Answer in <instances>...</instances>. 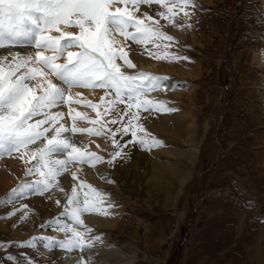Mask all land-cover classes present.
<instances>
[{
  "label": "rangeland",
  "instance_id": "1",
  "mask_svg": "<svg viewBox=\"0 0 264 264\" xmlns=\"http://www.w3.org/2000/svg\"><path fill=\"white\" fill-rule=\"evenodd\" d=\"M195 4L189 9L190 28H163L179 42L167 51L187 59L169 63L152 58L161 68L167 67L165 71L125 69L169 78L163 82L165 90L151 97L177 111L142 113L140 123L163 145L181 151L177 171L163 170L154 176L157 147L145 150L147 145H134L130 135L120 134L117 141L127 147L112 166L107 161L116 149L107 138H101L105 140L101 152H89L103 157L105 171L97 164L95 168L80 164L96 172V183L83 180L73 164L68 166L67 177L75 172L78 184L91 185L114 205L106 216L110 226L99 227L86 220L92 214L84 216L91 235L101 237L81 254L91 257L90 264H122L129 258L131 264H264V0H195ZM141 8L152 14L147 6ZM176 23L182 21L178 18ZM148 49L157 50L151 43ZM158 50L164 51L163 45ZM102 91L100 98H113ZM105 106L98 107L99 112ZM124 107L117 105L118 110ZM163 115H167L164 126L158 127ZM95 117L101 122L112 118ZM30 166L21 153L0 158V245H4L0 264H25L26 258L30 264H67L65 251L49 250L42 240L32 248L16 246L34 237L64 240V232L55 230L56 222L70 223L62 216L70 195L64 183L56 186L61 196L53 187L43 194L10 195L22 182L40 179L25 175ZM80 191L82 199L88 189ZM25 205L27 211H18Z\"/></svg>",
  "mask_w": 264,
  "mask_h": 264
},
{
  "label": "snow or ice",
  "instance_id": "2",
  "mask_svg": "<svg viewBox=\"0 0 264 264\" xmlns=\"http://www.w3.org/2000/svg\"><path fill=\"white\" fill-rule=\"evenodd\" d=\"M153 5L158 7L153 8ZM141 6H147L152 14L142 11ZM196 7L195 0H0V49L9 50L0 54V158L21 153L24 163L31 164L25 175L40 177L32 183L22 182L13 189L12 197L49 191L58 185V177L69 171V164L94 167L104 163L103 157L76 146L72 137L77 134L111 139L116 150L107 161L110 166L125 155L123 149L127 147V143L119 144L117 134L121 138L130 135L129 142L147 145L145 150L148 151L163 146V142L152 137L140 121L142 113L177 111L151 97L153 92L165 90L163 82L169 78L122 70L136 69L137 65L130 59L131 46L125 50L117 37L144 46L140 55L147 54L169 63L187 59L167 51L179 42L163 28L166 25L190 28L187 21L192 12L189 9ZM138 12L141 15L138 16ZM157 16L160 19H156ZM178 18L182 21L180 25L176 23ZM161 20L165 24H161ZM149 43L157 50L148 49ZM161 45L164 51L158 50ZM13 48L29 50L13 52ZM53 78L58 83H54ZM74 88L93 91L100 88L105 90L106 96L112 94L113 98L108 101L102 96L100 105H86L93 110L106 105L103 112H97V117L112 118L103 122L100 119L87 121L99 127H76V122L86 117L80 112L73 115L71 105L81 103L69 95ZM120 104L125 107L118 110ZM62 105L69 106L71 127L61 123L65 117L63 111H53ZM49 132L53 133L51 137L47 135ZM138 133L143 135L138 136ZM38 141H43L42 146L30 149V145ZM61 155L67 159L55 158ZM71 176L76 181V173L72 172ZM80 189H88L83 198L73 185L64 206L62 216L70 223L56 222L55 230L64 232V240L34 237L16 246L32 248L42 240L43 247L49 250L88 253L101 237L91 235L93 230L85 225V214L107 216L114 205L91 185L81 182ZM56 203L60 205L59 200ZM18 211H27V206ZM90 261L91 257L85 256L78 264H90ZM25 264H30L27 258Z\"/></svg>",
  "mask_w": 264,
  "mask_h": 264
},
{
  "label": "bare ground",
  "instance_id": "3",
  "mask_svg": "<svg viewBox=\"0 0 264 264\" xmlns=\"http://www.w3.org/2000/svg\"><path fill=\"white\" fill-rule=\"evenodd\" d=\"M71 31L74 32L75 29H71ZM53 35H58V33H53ZM117 39L121 42L122 45H124L125 50H128L129 45L131 46L133 51L130 54V59H132L133 62L136 63V65H137L136 69L141 68V69L149 70V71H151V70L157 71L159 69H162L164 71L168 70L167 67L161 68L162 67V66H160L161 64H159L157 61H155L152 58H150L149 56H147V54L140 55L139 53L144 50V46H138V45L132 43L131 41L125 42L124 38L122 36H118ZM148 45H146L147 48H148ZM28 50L29 49H24L23 51H28ZM31 51H34V49H31ZM4 53H5V49H0V54H4ZM61 62H63V61H61ZM118 62L122 64L121 61H118ZM127 70H135V69H127ZM53 82L57 83L54 78H53ZM33 83H35V82H33ZM76 93H80V95L76 96ZM102 93H103V91L100 88H97L94 91L89 90V89H83V88H76V89L74 88L71 91V93L69 95H71L74 100L78 99L81 101V103H79V104L74 103L71 105V107L74 109L73 115L75 114V112H80L84 117H86V119L78 120L76 122V125H75L76 127L82 128V129L93 128L94 125L89 124L87 121L88 120H94L93 118H96L95 116L97 115V112H99V109L97 108L96 110H93L92 108L87 107L86 105L88 104V102L96 104V102L99 100ZM53 111H63L65 113V117H64L63 121H61V123L65 124V126H67V127L72 126L71 117L68 115V111H69L68 105H62L60 108L53 109ZM166 116L167 115H163L161 118V121L159 120L156 122L158 127L164 126L163 120H165ZM65 135H71V133H65ZM72 140H75L78 144L80 143L81 144L80 148L82 150H84L85 152H88V153L91 152L92 150L94 152H97V150L101 152V149H102L101 147L105 146V140L104 139H101V137L89 136L87 134H83V135L77 134V135L72 137ZM41 142L42 141L37 142L38 147L40 146ZM97 146H99V147H97ZM180 156H182L181 151L176 150L174 147H168L166 145H163L162 147H157V149L153 153V161H152V164L154 165L153 175L154 176L158 175V177H159L160 172H162L163 170L176 172L177 171L176 159ZM163 157L165 158V160L162 159L163 161H161V160L159 161V159L163 158ZM55 158L64 159V156L61 155V156H57ZM170 159H171V161L169 162ZM73 165L76 168H78V170H80L82 172L81 175L83 176V180L85 178L88 180V182L93 181L95 183L98 181V180H96V176H97V174L95 175L96 172L94 173L93 170L91 168H89L88 166H82L84 164L80 165L77 163H73ZM103 166L104 165H102L101 163L97 164V168L101 172L105 171V168ZM80 168H85V169L81 170ZM73 171H75V170H73ZM67 176H69L67 174V172H64L60 177H58V184L59 183L66 184L70 195H71V190H72L73 185H75L77 187V190L79 192L81 190L80 184H78L77 181H73L70 178L71 176L70 177H67ZM105 177H107V176H105ZM53 189H54V191H53L54 193H57L59 196H61L60 193L57 191L58 189L56 188V186L53 187ZM36 220H37V218H36ZM86 220L88 222H91L93 220L96 221V224H98L99 227H100V225L107 226V225H109V223H111L110 218L103 216V215H95V214L88 216V218ZM64 257H65V261L67 262V264H78V262L83 258V255H81V253H79V252H74L72 254L65 252ZM78 257H79V259H78ZM131 262H132V259L129 258V259H127V261H125L122 264H131Z\"/></svg>",
  "mask_w": 264,
  "mask_h": 264
}]
</instances>
